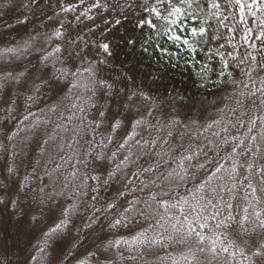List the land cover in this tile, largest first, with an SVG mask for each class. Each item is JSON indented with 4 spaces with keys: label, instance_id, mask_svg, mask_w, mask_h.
<instances>
[{
    "label": "snow or ice",
    "instance_id": "1",
    "mask_svg": "<svg viewBox=\"0 0 264 264\" xmlns=\"http://www.w3.org/2000/svg\"><path fill=\"white\" fill-rule=\"evenodd\" d=\"M85 2L79 0V4L65 6L63 11L75 12ZM119 7L121 10L131 8L133 3ZM139 7L145 15L137 20L136 27L150 30L141 44L143 51L148 52L151 46L162 58H168L170 63L175 61L174 67L181 59L198 66L196 71L202 87L209 82L231 87L225 96L227 103L219 109L218 118L203 127L191 115L180 113L170 115L166 123L156 118V123L152 124L156 102L148 94L135 90L126 94L122 110H114L109 99L114 97V85L100 78L97 67L107 60L90 61L85 57L73 67L72 61L81 55L83 48L64 56L65 33L61 23L44 41L45 45H51L53 40L61 43L36 49L41 55L27 82L34 93L45 87H56L55 94L61 102H67L68 112L67 115L61 113L65 123L58 124L40 142L39 155L47 159L41 183L33 191L46 206L58 197L73 199L72 203L62 206L63 219L44 233L38 254L32 260L48 255L51 242L68 229L84 196L90 197L87 203L92 211L86 217L88 222L82 223L78 231L97 224L100 218L97 213L112 214L115 200L100 207H96L95 201L103 199L99 197L102 188L117 182L123 184L118 198L148 190L143 201L129 200L131 208L119 212L109 223L111 228L125 226L128 219L125 213L129 211H139L145 219L151 218L148 229L136 234L131 241L123 242L130 248L134 244L145 248L166 243L171 246L175 241L190 246L191 258L184 257L187 264H198L197 251L209 252L213 262L223 256L227 264H264V208L259 207L264 202V75H261L264 59L258 60L247 49L243 55L240 52L245 46L264 51V0H142ZM95 9L107 11L108 6L95 0L80 12L77 21L81 16L93 19L89 13ZM114 23L119 25L121 20L116 19ZM81 39L77 37L68 43L75 44ZM161 39L175 50L162 47ZM127 43L131 45L136 41L129 38ZM84 46L87 47L86 42ZM92 46H98L107 56L113 54L107 42ZM28 47L30 45L26 44L25 51ZM200 56L204 59H198ZM236 70H239V79L234 75ZM14 71L0 70V91L7 83L20 84L26 77L27 70L15 75ZM124 91L121 89L119 94ZM137 97L140 103L151 105L147 118L139 115L140 103L133 106ZM33 100L34 96L28 95L26 104ZM130 107L134 115L125 125L124 116ZM0 111L9 122L15 119V100ZM49 111L55 113L57 107L52 106ZM33 116L35 113L29 111L17 121L14 131H0V156L9 151L3 141H14L6 167L10 175L15 172V162L30 147L27 134L39 135L41 125L49 123L30 121ZM105 127L107 135L101 131ZM142 127L150 134L154 130L156 135L146 139L139 131ZM165 129L167 132L162 139L160 133ZM122 131L123 138L117 140ZM22 132L27 134L21 136ZM149 157L152 161L142 166L141 162ZM36 163L40 164L41 160L37 159ZM105 164L114 166L102 170ZM28 181L26 175L22 187ZM89 181L94 183L90 185ZM46 187L51 191L46 192ZM181 188L185 191L180 192ZM241 200L246 203L237 202ZM141 202L148 210L147 215L135 207ZM15 203L13 201V207ZM149 229L154 235L149 236ZM120 244V240L115 241L116 246ZM172 264L179 262L172 260Z\"/></svg>",
    "mask_w": 264,
    "mask_h": 264
},
{
    "label": "rangeland",
    "instance_id": "2",
    "mask_svg": "<svg viewBox=\"0 0 264 264\" xmlns=\"http://www.w3.org/2000/svg\"><path fill=\"white\" fill-rule=\"evenodd\" d=\"M94 2L95 0H86L84 4L76 8L75 12H65L63 7L79 4V0H35V2L34 0H0V70H15L14 75L15 72L27 70L26 77L20 84L15 81L9 82L0 91V100L3 101L0 103V109L11 103V100H15L16 104L15 119L10 122L5 118V113L0 111V121H3L0 124V131H14L17 121L29 111L35 113V116L30 117V121L49 122L47 125L42 124L40 129L50 130L56 128L58 124L65 123L61 120V113L68 114L67 102H61V98L56 96V87L42 88L39 93H34L31 87H27L28 79L32 78L31 74L35 72L34 65L38 64V57L41 55L36 49L51 48L61 43L57 40H53L51 45L44 43L45 37L51 35L61 23H63L62 31L65 33L64 56L67 57L69 51H80L83 48L81 55L72 61L73 67L85 57L90 61H97L101 58L107 60L106 64L97 65V67L100 78L114 85V97L109 98L114 110H122L121 106L124 104L126 94L128 91L135 90L144 92L155 100L157 107L151 118L152 124L156 123V118L166 123L169 116L176 113L182 116L191 115L201 127L218 118L219 109L227 103L225 96L231 91V87L216 86L211 82L202 87L196 71L198 66L187 64L184 59H181L180 63L174 67L175 61L170 63L168 58H162L160 52L151 46H148V52L143 51L141 44L150 34V30H141L136 27L137 20L145 15L139 7L142 0H101L102 4L108 6L107 11L95 9L89 13L93 19L89 20L81 16L77 21L76 17L80 12ZM127 3H133V7L121 10L119 5ZM116 19L121 20L119 25H115ZM77 37H82V39L75 44L68 43L69 40H76ZM129 38L135 40L136 43L128 44ZM85 42L87 47L84 46ZM102 42L110 44L112 56H107L98 46H92ZM255 43L259 48L260 42ZM26 44L30 45L27 51H25ZM160 45L168 47L170 51L175 50L164 39L160 40ZM7 49L15 51H6ZM246 49L253 52L258 60L264 59V51H254L247 46L240 48L242 55ZM198 59L203 60L204 57L200 56ZM234 75L239 79V70H236ZM212 80H215V75H212ZM121 89L125 90L124 94H119ZM28 95H33L34 100L27 101L26 104ZM137 103H140L139 97L133 101V106ZM52 106L57 107L55 113L49 111ZM150 107V104L140 103L139 115L147 118ZM132 115L134 113L130 107L124 116L125 125ZM28 123L25 121V124ZM101 131L107 135L108 129L105 127ZM139 131L149 140L156 135L154 130L150 134L143 127ZM166 132L167 129L160 133L162 139ZM123 135L124 132H120L117 140L122 139ZM3 142L8 145L9 151L0 156V200L3 201L0 202V264H81V261L84 264H97V262L119 264V260L130 264L125 253L129 254L130 258L136 257L137 262H140L144 259L143 252L147 253L146 257L153 258L149 261L151 264H172V260L178 261L179 264H187L184 257L191 258L190 246L178 244L175 241L171 243V246L166 243L164 246L156 245L151 248L135 244L130 248L128 244L125 245L123 237L125 241H130L136 234L148 229L150 217L145 219L139 211H129L125 213L128 217L125 226L109 227L110 221L114 220L119 212H123L125 208H131L128 204L129 200L141 199L138 195L140 192L118 198L117 194L123 190V184L113 182L101 189L99 197L103 199L98 198L95 201L96 207H100L115 200L116 208L112 210V214L97 213L100 217L97 224L91 228L85 227L82 231H78V228L82 223L88 222L87 216L71 218L68 229L51 242V247L47 249L48 255L44 259L38 257L36 261H33L32 257L38 254L39 246L44 240V233L59 219H63L61 215L63 205L49 201L46 206L39 202V197L33 189L39 185L36 179L42 172L41 163L31 165L30 171H24V163L34 157L33 150L27 151L22 159L15 162L13 174L10 175L7 172L6 167L11 158V142L6 140ZM112 148H115V144ZM43 158L45 157L41 158L39 154L36 155V159L42 161ZM152 159L149 157L142 161L141 165L146 167ZM113 166L105 164L102 170ZM33 169H35L34 172ZM161 170H164V165H161ZM26 175L29 181L26 186L22 187ZM255 179L258 180L259 177ZM179 191L183 192L185 189L181 188ZM13 201L16 202L15 207H13ZM237 202L246 203L242 200ZM135 207L141 210V206L136 205ZM259 207L264 208V202ZM108 228L115 230L118 235L115 236ZM148 234L152 236L154 232L149 229ZM116 240L121 241L120 246L115 245ZM139 247L142 252L136 250ZM118 251H122L120 258ZM196 257L198 264H210L211 262L210 253L207 251L203 253L197 251ZM217 262V264H227L223 257L218 258Z\"/></svg>",
    "mask_w": 264,
    "mask_h": 264
},
{
    "label": "trees",
    "instance_id": "3",
    "mask_svg": "<svg viewBox=\"0 0 264 264\" xmlns=\"http://www.w3.org/2000/svg\"><path fill=\"white\" fill-rule=\"evenodd\" d=\"M52 131H53V129H50V130L40 129L39 135H37L35 132H33V133H31V134H27V133H25V132L20 133L21 136H24V135L27 134L28 142H29V144H30V147H29L28 151H32V150L34 151V157H33V159L31 158L30 161H27L26 163H24V166H25V167H24V171H30V170H29V169H30V166L36 164V160H37V159H36V155L39 154L40 142H41V140L43 139V137H44L46 134L51 133ZM13 147H14V141L11 142V151H12ZM41 158H42V157H41ZM21 159H22V157H21ZM46 159H47V157L45 156V158H43V160L41 161V164H40V166L42 167V172H41V174L39 175V178L36 179L38 184L41 183V181H40V177L43 175V172H44V161H45ZM44 184H45V185L48 184L47 177L44 178ZM89 184H90V185L93 184L92 181H89ZM45 191H46V192H47V191H51V188H50V187H46V188H45ZM147 193H148V190H146V192H140L138 195H139V197H141V199H139V200L143 201V199L146 198V197H144V195L146 196ZM137 198H138V197H137ZM72 199H73L72 197H67V198L58 197L57 200L54 201V202H55V203H58L59 205L66 206V205L72 203ZM89 199H90L89 196H84V197H83V203L80 205L79 210H78V212L76 213V215L73 216L72 218L76 219V218H79V217H83V216H85V215H86V216L89 215V212H90V210H91V209H89V207H88V203H87V202L89 201ZM138 206H141V210H144V211H145V214L147 215L148 210L146 209V206L143 204V202H141L140 204H138ZM75 217H76V218H75ZM150 219H151V218H150ZM108 230H111V231L114 233L115 236L118 235V233H117L115 230H112L111 228H108ZM114 231H115V232H114ZM121 232L123 233V231H121ZM121 236L123 237L124 235H121ZM125 240H126V239L123 237V242H124ZM128 240H130V239H128ZM130 241H131V240H130ZM125 245H126V244H125ZM123 246H124V245L122 244V248H123ZM136 250L139 251V252H142V249H141L140 247L137 248ZM118 253H119V258H120V255H121L122 251H118ZM124 253H125V252H124ZM125 254L127 255L126 258H129V259H128L129 263L131 262L132 264H139V263H141V264H151V263H149V261H151V259H153L152 257H151V258L146 257V256H147V253H144V252H143V256H142V257H144V259L140 260V262H137L136 257L130 258V256H128L129 254H127V253H125ZM210 256H211V254H210ZM221 257H223V256H220V257H218V258L220 259ZM218 258H216V260L213 262V260H212V256H211V262H212V264H217V263H218V262H217V259H218ZM223 259L226 260L225 257H223ZM132 261H133L134 263H133ZM131 263H130V264H131ZM99 264H100V263H99ZM119 264H125V263H124V262L122 263V262H120V260H119Z\"/></svg>",
    "mask_w": 264,
    "mask_h": 264
}]
</instances>
